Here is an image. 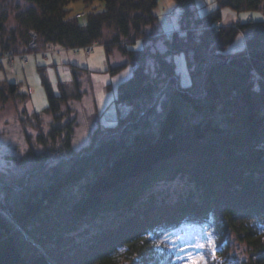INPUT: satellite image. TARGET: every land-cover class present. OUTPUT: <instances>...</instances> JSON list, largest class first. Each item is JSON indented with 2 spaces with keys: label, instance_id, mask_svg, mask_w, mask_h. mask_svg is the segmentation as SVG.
I'll return each instance as SVG.
<instances>
[{
  "label": "trees",
  "instance_id": "obj_1",
  "mask_svg": "<svg viewBox=\"0 0 264 264\" xmlns=\"http://www.w3.org/2000/svg\"><path fill=\"white\" fill-rule=\"evenodd\" d=\"M73 1L0 0V50L28 52L31 29L38 51L118 48L127 59L107 70L132 65L116 95L131 110L77 150L70 102L84 94L86 68L72 64L62 92L48 89L45 111L56 121L39 135L44 148L18 161L20 173L0 171V264H170L169 238L184 228L214 241L217 259L207 248L206 264H229L234 237L248 247L237 264H264V20L218 30L219 11L201 15L195 0H175L179 25L168 37L159 33V0H97L85 18L71 15ZM219 2L264 11V0ZM242 28L253 30L245 48L225 52ZM139 40L143 48H129ZM179 52L188 85L173 60ZM8 99L20 100L30 121L41 117L27 93L0 79V101ZM178 176L188 186L175 197L147 195Z\"/></svg>",
  "mask_w": 264,
  "mask_h": 264
},
{
  "label": "rangeland",
  "instance_id": "obj_2",
  "mask_svg": "<svg viewBox=\"0 0 264 264\" xmlns=\"http://www.w3.org/2000/svg\"><path fill=\"white\" fill-rule=\"evenodd\" d=\"M10 1L12 6L17 3L25 5V0ZM99 3L100 1L95 0L91 5H87L84 0L73 1L69 4L71 15L87 12L92 5ZM195 4L201 15L219 11L221 23L216 25L218 30L234 26L236 22H245L251 17L253 20H264L263 10L238 11L229 5L221 6L219 0H195ZM155 11L162 22L159 33L171 36L179 25L180 6L175 0H159ZM238 30V34L227 45L225 52H235L245 48L247 40L253 36V30L250 28ZM30 38L29 32V41ZM143 46V40H139L130 44L129 48L138 49ZM159 46L163 47V43L161 42ZM37 49L14 57L13 64L9 65L7 62L0 64V79L16 83L21 92L28 94L26 102L28 110L42 114L40 118L32 115V122L24 112L20 100L0 101V171L7 173H20L22 169L18 161L25 158L31 150L40 151L44 148L45 144L42 143L39 135H46L56 121V116L45 111L49 104L48 89L56 95L62 92L61 83H69L73 79L72 64L85 67L87 72L82 98L70 102L72 116L75 117L72 126V146L77 150L89 144L92 132L98 128V125H111L118 121L120 118L116 105L118 84L133 74L131 64L125 65L116 72L107 70L109 65L125 63L127 58L118 48H113L110 52L104 45L97 43L90 49L86 47L65 49L59 45L48 46L42 51ZM173 60L180 75L181 85L190 84L191 76L185 52L175 53ZM187 183L186 177L162 178L153 184L147 195L153 194L156 198L175 197L178 191L188 186ZM201 231L184 228L170 236L168 247L170 264H188V253L206 251L207 247L202 250L191 247L197 242L207 244V239L202 237ZM232 241L229 264L243 263L248 256V247L244 241L235 237ZM180 248H184L185 251H179Z\"/></svg>",
  "mask_w": 264,
  "mask_h": 264
},
{
  "label": "built area",
  "instance_id": "obj_3",
  "mask_svg": "<svg viewBox=\"0 0 264 264\" xmlns=\"http://www.w3.org/2000/svg\"><path fill=\"white\" fill-rule=\"evenodd\" d=\"M77 17L80 18H85L86 17V12H81V13H77L76 14ZM30 41H29V51L25 52V53H15L12 50H0V64H3L5 62H7L9 65L13 64V59L14 57L23 55V54H28L31 51H35L38 47V35L36 33L35 30H30ZM95 44H97L96 42H92L89 46H86V48L90 49L91 47H93ZM130 104L125 102V101H119L117 103V107L119 109L120 115L121 116H125L129 113L130 109Z\"/></svg>",
  "mask_w": 264,
  "mask_h": 264
},
{
  "label": "snow or ice",
  "instance_id": "obj_4",
  "mask_svg": "<svg viewBox=\"0 0 264 264\" xmlns=\"http://www.w3.org/2000/svg\"><path fill=\"white\" fill-rule=\"evenodd\" d=\"M163 243H164L163 241H160L155 246L159 248ZM191 247H194V248L200 249V250L205 249L207 247L208 249H210V254H211L212 259H217V257H216V246H215L214 241L210 237L207 241V244L197 242V243L191 245ZM179 251L184 252L185 249L180 248ZM178 258L184 259V257H178ZM187 259H188V264H201V262H203V264H206V261L204 260V253L201 251H197L196 253H188Z\"/></svg>",
  "mask_w": 264,
  "mask_h": 264
},
{
  "label": "water",
  "instance_id": "obj_5",
  "mask_svg": "<svg viewBox=\"0 0 264 264\" xmlns=\"http://www.w3.org/2000/svg\"><path fill=\"white\" fill-rule=\"evenodd\" d=\"M123 117V116H122Z\"/></svg>",
  "mask_w": 264,
  "mask_h": 264
}]
</instances>
